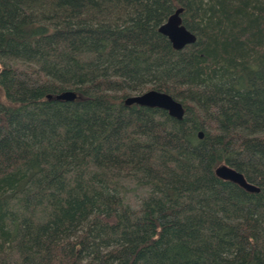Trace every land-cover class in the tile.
I'll use <instances>...</instances> for the list:
<instances>
[{"label":"trees","instance_id":"trees-1","mask_svg":"<svg viewBox=\"0 0 264 264\" xmlns=\"http://www.w3.org/2000/svg\"><path fill=\"white\" fill-rule=\"evenodd\" d=\"M0 94V264H264V0H0Z\"/></svg>","mask_w":264,"mask_h":264},{"label":"water","instance_id":"water-1","mask_svg":"<svg viewBox=\"0 0 264 264\" xmlns=\"http://www.w3.org/2000/svg\"><path fill=\"white\" fill-rule=\"evenodd\" d=\"M181 11V7L176 8L170 15H168L165 21L157 27V30L167 37L173 48H181L183 45L191 43L195 39V35L181 24V18L179 16ZM50 96L51 95L48 94V97ZM76 96L77 93L71 89L55 94V98L63 100H73ZM124 103L158 107L164 109L170 116L176 119L181 118L184 110L180 101L173 98L170 94L155 88H149L139 93L129 94L124 98ZM201 135V131H199L198 136L200 137ZM214 173L223 179H228L239 184L246 190H258V187L247 181L239 171L226 164L222 163L216 165Z\"/></svg>","mask_w":264,"mask_h":264},{"label":"rangeland","instance_id":"rangeland-1","mask_svg":"<svg viewBox=\"0 0 264 264\" xmlns=\"http://www.w3.org/2000/svg\"><path fill=\"white\" fill-rule=\"evenodd\" d=\"M0 97H1V94H0ZM127 184H129V189L127 192L126 200L132 207L137 208L139 206L141 198L144 195V189L136 187L135 185H133L135 184L133 182H128Z\"/></svg>","mask_w":264,"mask_h":264}]
</instances>
